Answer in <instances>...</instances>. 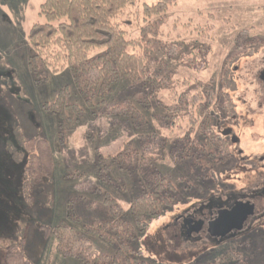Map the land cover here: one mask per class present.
I'll return each instance as SVG.
<instances>
[{
    "label": "rangeland",
    "instance_id": "obj_1",
    "mask_svg": "<svg viewBox=\"0 0 264 264\" xmlns=\"http://www.w3.org/2000/svg\"><path fill=\"white\" fill-rule=\"evenodd\" d=\"M158 1L136 3L143 6ZM171 1L176 5L162 25L163 37L155 38L173 44L199 40L211 52L205 57L206 66L198 71L192 69L200 62L195 56V63L188 68L166 53L158 55L167 63L164 69L181 84L159 94L145 109L131 100L134 88L126 78L106 102L87 108L68 86L71 77L66 68L55 72L53 66L39 63L32 74L26 40L31 28L44 21L39 13L45 0H0V264H6L10 250L19 247L32 264H75L57 249L52 230L59 225H70L78 238L89 240L90 261L103 254L113 257L115 249L90 229L104 222L128 220L125 215L135 199L149 193L163 178L172 181L180 195L173 203L175 207L164 210L142 232L143 237L137 238L144 249L143 257L151 264H198L201 257L192 255L191 246L176 244L171 219L178 207L189 205L179 202L230 187L236 177L245 180L242 171L249 168L264 172L260 162L242 163L237 154V160L226 161V168L225 164L216 165L215 172H210L209 166H204L208 162L203 152L206 148L199 144L196 132L175 120L167 108L175 104V93L200 92V83L212 85L213 91L222 90L219 81L226 74L224 64L229 63V73L224 76L235 84V90L228 89L227 93L237 118L231 124L228 117L221 127L235 130L244 156L264 157V91L258 77L264 48L242 59H236L241 52L234 48L243 30H249L252 40L264 38V0ZM139 33L134 30L132 37ZM65 86L72 89L70 103L80 111L70 109L60 116L44 110L42 105L54 101ZM142 95H146L144 91ZM122 102L124 114L114 110ZM40 137L53 147L54 173L42 184L31 185L26 177L28 154L22 143ZM238 168L241 173H235ZM207 176L214 178L204 180ZM189 183L193 189L187 192ZM112 207H120L122 212L114 214ZM106 234L116 233L109 229ZM132 242L134 247L137 240ZM115 245L121 247L120 241L115 240ZM62 258L68 259L66 263Z\"/></svg>",
    "mask_w": 264,
    "mask_h": 264
},
{
    "label": "trees",
    "instance_id": "obj_2",
    "mask_svg": "<svg viewBox=\"0 0 264 264\" xmlns=\"http://www.w3.org/2000/svg\"><path fill=\"white\" fill-rule=\"evenodd\" d=\"M143 4L140 6L136 0H45L39 13L44 21L31 28L26 40L31 73L35 74L40 64L45 67L53 66L55 72L66 68L71 77V84L68 86L74 88V95L78 94L87 108L94 107L96 102H106L122 78H126L134 88L131 100L148 109L159 94L181 84L174 81L173 74L167 68L164 69L167 63L160 61L158 55L166 53L171 60H177L188 68H192L191 65L199 59V64L192 68L198 71L200 67L206 66L205 57L210 54L211 48L199 40L173 44L155 38L163 37L162 25L176 4L171 0ZM136 29L140 33L133 38L132 32ZM239 36L234 41L235 50L241 52L236 55V59L252 57L264 48V38L250 39L249 30L241 31ZM226 66L230 64L225 63L223 67L226 74L223 73V79L219 81L224 86L222 90L213 91L212 85L200 83V92L175 93V104L167 107L169 113L174 114L175 120L187 123L189 130L196 132L199 144L206 148L203 152L208 162L204 166H209L210 172L215 170L216 165L225 164L226 168V161L229 159L237 160L229 139L219 132L227 118L235 116V107L227 93L228 89L232 92L235 90V84L225 78L224 75L229 73ZM68 86L61 88L54 101L44 103V110L60 116L67 114L70 109L77 110L75 104L70 103L72 89H68ZM142 91L146 95L141 96ZM124 103L114 110L121 113L125 111L122 108ZM166 118L167 115L162 119ZM22 145L28 154V183L40 185L51 178L55 161L49 141L40 137L24 141ZM213 176L203 179L214 178ZM173 184L163 178L149 193L135 199L125 215L128 220L104 222L100 227L90 229L115 249L113 257L103 254L90 261L92 245L88 239L78 238L70 225H59L52 230V236L58 240V251L64 257L83 264H151L143 257L144 249L137 238L143 237L142 232L175 203L180 194ZM189 184L185 189L187 192L193 189ZM205 194L203 197L198 195L197 198H204L210 191ZM193 199L189 197L179 203L190 204ZM112 209L114 214L122 212L120 207ZM109 229L116 234L107 235L106 231ZM135 233H139L138 236ZM115 240L120 241L121 247L116 248ZM131 240H137L134 247L131 246ZM132 254L134 255L131 256ZM6 264L32 263L25 259L24 249L19 247L10 250L6 256Z\"/></svg>",
    "mask_w": 264,
    "mask_h": 264
},
{
    "label": "flooded vegetation",
    "instance_id": "obj_3",
    "mask_svg": "<svg viewBox=\"0 0 264 264\" xmlns=\"http://www.w3.org/2000/svg\"><path fill=\"white\" fill-rule=\"evenodd\" d=\"M258 77L264 91V64ZM261 101L264 105V97ZM229 118L233 124L237 117ZM219 132L229 139L238 161L264 165V157L244 156L238 147L241 140L231 126L221 127ZM238 171L241 169L235 173ZM242 172L245 180L236 177L230 187L217 188L182 209L178 207L171 219L176 244L191 246L192 255L201 257L198 264H264V172H258L257 167ZM234 215L238 217L235 222L223 221Z\"/></svg>",
    "mask_w": 264,
    "mask_h": 264
},
{
    "label": "water",
    "instance_id": "obj_4",
    "mask_svg": "<svg viewBox=\"0 0 264 264\" xmlns=\"http://www.w3.org/2000/svg\"><path fill=\"white\" fill-rule=\"evenodd\" d=\"M264 80V79H263ZM224 135H228L227 133H224ZM238 217H237V215H234V216H232V217H229L228 219L226 218V219H223V221H225V223H232V222H235V220L237 219Z\"/></svg>",
    "mask_w": 264,
    "mask_h": 264
},
{
    "label": "crops",
    "instance_id": "obj_5",
    "mask_svg": "<svg viewBox=\"0 0 264 264\" xmlns=\"http://www.w3.org/2000/svg\"><path fill=\"white\" fill-rule=\"evenodd\" d=\"M59 253V252H58ZM63 260L62 261H64V263H66V260H71V261H68V262H71V263H75V264H81V262H77V261H75L74 259H72V258H68V259H66V258H62ZM67 264V263H66ZM69 264V263H68Z\"/></svg>",
    "mask_w": 264,
    "mask_h": 264
}]
</instances>
